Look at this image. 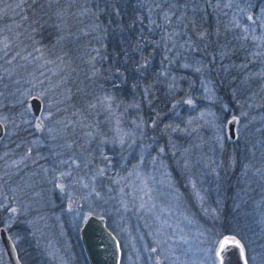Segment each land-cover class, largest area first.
Returning <instances> with one entry per match:
<instances>
[{"label": "trees", "instance_id": "trees-1", "mask_svg": "<svg viewBox=\"0 0 264 264\" xmlns=\"http://www.w3.org/2000/svg\"><path fill=\"white\" fill-rule=\"evenodd\" d=\"M205 1L0 0V112L15 119L10 147L22 156L6 176L0 169V186L18 208L23 264H52L51 255L87 264L77 235L83 218L99 214L115 235L111 220L131 219L124 205L139 177L160 172L147 170L158 148L171 206L189 218L176 228L194 226L208 260L234 237L246 264H264V101L246 106L247 90L229 89L213 54L218 11L190 12ZM192 56L201 57L214 97L232 116L235 104L246 114L248 138L223 137L218 148L210 130L197 128L180 140L191 148L173 141V108L183 110L196 92L207 97L187 66ZM30 96L40 100L37 116L26 107ZM217 105L213 98L206 107L218 116ZM188 148L197 153L190 162Z\"/></svg>", "mask_w": 264, "mask_h": 264}, {"label": "rangeland", "instance_id": "rangeland-1", "mask_svg": "<svg viewBox=\"0 0 264 264\" xmlns=\"http://www.w3.org/2000/svg\"><path fill=\"white\" fill-rule=\"evenodd\" d=\"M204 6H210L209 8L212 10L218 11V42L214 40L213 47L216 49L213 54L218 56V62H221L224 72L228 71L227 81L231 85L229 89L231 92L236 87H239L243 92L247 90L245 95L248 103L246 106H259L261 101H264V0H206L203 5H192L190 12L195 14L197 11L198 13ZM227 13L231 16L223 17ZM182 19L185 21L186 18L183 16ZM170 24V30L176 32L178 24ZM223 40L226 42H222ZM189 61L187 66L191 67L192 72L196 74V83L205 86L207 97L196 92L191 96L192 99L187 98L183 110L180 107L173 108L174 114L172 115L170 133H178L180 138L173 141L178 145L182 144V148L185 149L192 146L184 145V141H180L183 136H189L191 133L197 135L195 132L197 128L198 130L204 128L203 131L208 129L210 130V137L207 141L211 144L217 139L219 148L224 142L223 137L228 139L226 122L232 116L233 109L220 101L219 97H214L209 80L201 76L204 74L201 69V57L192 56ZM258 69L260 72L256 73ZM252 77H254L253 81ZM213 98L218 99L219 106L217 105L216 108L221 115L217 113L218 116H216L210 107H206ZM196 99L200 101H196ZM235 106L237 113L235 115L234 139L236 138L240 142L248 138L249 119L236 104ZM26 107L29 109L27 103ZM224 112L227 116L223 120L221 116ZM44 116L46 113L40 114L38 119L44 118ZM0 122L5 127L4 137L0 142V169L5 170L2 175L6 173V176L7 171H10L14 163L20 160L22 156L19 153L16 154L12 146L10 147L12 135L15 132V119L4 112H0ZM200 132L202 131L200 130ZM31 143L40 145L39 137L35 136ZM189 148L187 153L185 151L182 153L183 156L184 153L187 155L188 162H190L191 155ZM212 148L214 149L215 145ZM159 151L161 152L160 148L154 152L153 156L151 155L152 161L148 165L149 169L146 168L148 173L153 172L151 164L158 167L159 174H162L167 168ZM156 152L159 153V156L156 155ZM192 155L193 158L197 157V153ZM185 164V162L182 163V165ZM159 174L157 177L148 174L139 177L137 186L132 189L134 194L130 195V202H127L128 206L124 205L125 212H130L132 215L129 221H121L117 218L111 220V226L114 233L116 232L115 237H118L117 241L119 242V264H208V262L219 264V253L223 248L232 244L241 248L244 257L240 242L234 237H226L216 244L213 259L208 260V255L199 242L195 241L194 233L197 229L194 226V228H176L179 219H182L183 222L189 218L183 216L180 218L181 212L172 208V198L168 192L170 180L167 177H161ZM3 192L5 191L0 186V221L2 222L0 228L5 230L14 248H16L20 241V235H17L20 231L14 223L15 217L18 215V208L11 199V190L10 192L7 191L6 194ZM10 200L12 203L9 202ZM176 217L178 218L175 220ZM46 251L48 252V250ZM21 252L24 254L23 249ZM53 252L51 250L50 254ZM51 258L52 264H68L60 256L54 258L51 255ZM19 260L23 264L21 259ZM0 264H8L1 244Z\"/></svg>", "mask_w": 264, "mask_h": 264}, {"label": "water", "instance_id": "water-1", "mask_svg": "<svg viewBox=\"0 0 264 264\" xmlns=\"http://www.w3.org/2000/svg\"><path fill=\"white\" fill-rule=\"evenodd\" d=\"M27 104L30 112L37 116L40 112L38 97H28ZM235 124V116H231L226 122L230 140L235 137ZM4 133V125L0 122V141ZM77 235L87 264H119L120 249L117 238L106 227L102 216L87 214L78 228ZM0 244L8 264H20L13 243L3 228H0ZM219 264H246L241 248L235 244L223 248L219 253Z\"/></svg>", "mask_w": 264, "mask_h": 264}, {"label": "flooded vegetation", "instance_id": "flooded-vegetation-1", "mask_svg": "<svg viewBox=\"0 0 264 264\" xmlns=\"http://www.w3.org/2000/svg\"><path fill=\"white\" fill-rule=\"evenodd\" d=\"M3 137H4V136H3ZM3 137H2V139H1V141L3 140ZM1 141H0V142H1ZM3 252H4V251H3ZM4 255H5V254H4Z\"/></svg>", "mask_w": 264, "mask_h": 264}]
</instances>
